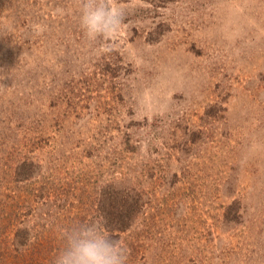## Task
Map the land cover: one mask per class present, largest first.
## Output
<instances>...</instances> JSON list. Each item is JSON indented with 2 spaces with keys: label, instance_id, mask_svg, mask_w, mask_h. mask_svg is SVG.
Returning a JSON list of instances; mask_svg holds the SVG:
<instances>
[{
  "label": "rangeland",
  "instance_id": "rangeland-1",
  "mask_svg": "<svg viewBox=\"0 0 264 264\" xmlns=\"http://www.w3.org/2000/svg\"><path fill=\"white\" fill-rule=\"evenodd\" d=\"M0 0V264L100 222L127 264H264V0Z\"/></svg>",
  "mask_w": 264,
  "mask_h": 264
},
{
  "label": "clouds",
  "instance_id": "clouds-1",
  "mask_svg": "<svg viewBox=\"0 0 264 264\" xmlns=\"http://www.w3.org/2000/svg\"><path fill=\"white\" fill-rule=\"evenodd\" d=\"M127 11L113 0H82L79 23L90 40L118 33ZM63 247L53 264H127L126 246L100 222H80L61 233Z\"/></svg>",
  "mask_w": 264,
  "mask_h": 264
}]
</instances>
